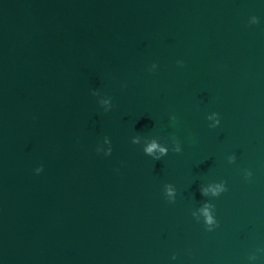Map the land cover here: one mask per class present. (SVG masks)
I'll use <instances>...</instances> for the list:
<instances>
[{"label":"water","instance_id":"obj_1","mask_svg":"<svg viewBox=\"0 0 264 264\" xmlns=\"http://www.w3.org/2000/svg\"><path fill=\"white\" fill-rule=\"evenodd\" d=\"M0 264H264V0H0Z\"/></svg>","mask_w":264,"mask_h":264},{"label":"clouds","instance_id":"obj_2","mask_svg":"<svg viewBox=\"0 0 264 264\" xmlns=\"http://www.w3.org/2000/svg\"><path fill=\"white\" fill-rule=\"evenodd\" d=\"M152 147H155V145H153ZM148 151H151V148H149ZM161 151H163V149Z\"/></svg>","mask_w":264,"mask_h":264}]
</instances>
